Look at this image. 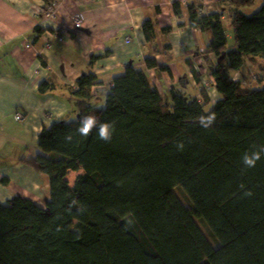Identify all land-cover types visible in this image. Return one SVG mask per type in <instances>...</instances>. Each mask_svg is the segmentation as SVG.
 <instances>
[{"label":"trees","instance_id":"trees-1","mask_svg":"<svg viewBox=\"0 0 264 264\" xmlns=\"http://www.w3.org/2000/svg\"><path fill=\"white\" fill-rule=\"evenodd\" d=\"M44 1V10L53 4ZM256 1L221 0L230 44L220 14L187 5L189 26L209 36L202 57L215 103L205 89L203 102L174 90L166 101L127 65L95 108L96 76L75 80L77 119L42 129L36 144L47 156L24 161L49 179L44 208L18 196L0 205V264H264V85L232 79L245 62L264 60V1L244 13ZM141 31L153 43V22ZM32 33L33 44L44 31ZM52 88L43 82L38 93Z\"/></svg>","mask_w":264,"mask_h":264},{"label":"crops","instance_id":"crops-1","mask_svg":"<svg viewBox=\"0 0 264 264\" xmlns=\"http://www.w3.org/2000/svg\"><path fill=\"white\" fill-rule=\"evenodd\" d=\"M52 1L54 13L46 16L44 0H0L2 206L18 196L44 208L49 199V179L24 161L47 156L36 144L42 129H49L56 121L77 119L78 107L70 93L83 72L96 76L97 85L90 90L95 94L90 105L95 108L104 106L112 80L123 75L127 65L146 72L166 101L174 90L203 102L202 89L196 85L188 63L193 65L199 50L206 49L210 41L206 33L189 26L187 5L195 6L199 15L220 14L229 44L232 41L230 19L221 11V0ZM263 1L257 0L255 9L244 13L259 9ZM175 3L180 15L174 14ZM77 13L83 14L78 29L71 22ZM146 21L153 22V43L146 42L141 31ZM37 26L44 33L32 44V31ZM147 59H155L157 67L147 69ZM252 69L263 76L262 87L264 60L245 62L239 74L245 77L244 73ZM43 82L53 88L41 95L38 88ZM16 114L22 116L20 121H16Z\"/></svg>","mask_w":264,"mask_h":264},{"label":"built area","instance_id":"built-area-1","mask_svg":"<svg viewBox=\"0 0 264 264\" xmlns=\"http://www.w3.org/2000/svg\"><path fill=\"white\" fill-rule=\"evenodd\" d=\"M53 7H55L54 5H50L48 7H46L44 13L46 16H52V11H53ZM82 20H83V14L82 13H77L75 14L72 19H71V22L73 23L74 25V28L78 29L81 27L82 25ZM199 57L196 58L195 62L193 63V69L198 72L200 74V76H208V81H206V79H202V82H201V89H205L206 90V93H207V96L209 98V92H213V97L214 99L210 100L212 103H215L216 101V98H217V93H216V89H214V80L212 77H210L208 74H207V65L205 64V61L203 60V57L202 55H205L207 54L206 52V49H203L201 48L199 50ZM233 81H238L240 80V76L238 73H234L233 75ZM256 80H257V77L255 76L252 80H249V81H253L256 83ZM241 85L244 86V87H248L246 82L245 81H242L241 80ZM90 94L92 95H95L92 93V91L90 92ZM210 99V98H209ZM15 119L16 121H20L22 119V116L20 114H16L15 116Z\"/></svg>","mask_w":264,"mask_h":264},{"label":"rangeland","instance_id":"rangeland-1","mask_svg":"<svg viewBox=\"0 0 264 264\" xmlns=\"http://www.w3.org/2000/svg\"><path fill=\"white\" fill-rule=\"evenodd\" d=\"M52 5H54L55 6V3L53 2V4ZM45 11V10H44ZM53 11H54V7H53ZM52 11V12H53ZM54 13V12H53ZM53 13H52V15H53ZM51 16V15H50ZM205 64H206V62H205ZM206 65H209V63H207ZM207 69H208V67H207ZM248 72V71H247ZM238 74H239V72H238ZM257 73L255 72V70H251L250 72H248L247 74H246V72L244 73V75H245V77H242V76H240V74H239V76H240V79H242V81H245L246 82V84H247V86H254V87H256V86H258L259 85V87H260V84H261V82H262V80H263V76L262 75H259V74H257ZM258 77L259 78V81H257L258 80V78H257V82L255 83V82H253V81H249V80H252L254 77ZM206 81H208L207 79H206ZM214 95H213V92H209V98H210V100H212V99H214V97H213ZM103 107V106H102ZM71 177H73V175H70V177L69 178H71ZM72 179V178H71ZM173 192H174V194H175V196L178 198V200L181 202V204L183 205V207H185V208H187V209H189L190 208V205L188 204V201H187V199H186V197L184 196V194L182 193V191L180 190V188H174L173 189ZM195 223H196V225L199 227V229H200V231L204 234V236H205V238H206V240L208 241V243H211L212 244V246L214 247V248H216L217 247V243H215L214 241H213V239H212V237L210 236V234L206 231V229L204 228V226L202 225V223L199 221V220H195Z\"/></svg>","mask_w":264,"mask_h":264},{"label":"clouds","instance_id":"clouds-1","mask_svg":"<svg viewBox=\"0 0 264 264\" xmlns=\"http://www.w3.org/2000/svg\"><path fill=\"white\" fill-rule=\"evenodd\" d=\"M89 123H91V121ZM246 162L251 163V161H246Z\"/></svg>","mask_w":264,"mask_h":264}]
</instances>
